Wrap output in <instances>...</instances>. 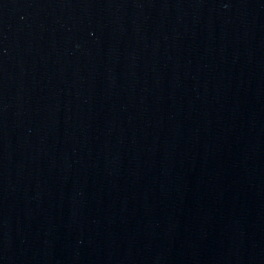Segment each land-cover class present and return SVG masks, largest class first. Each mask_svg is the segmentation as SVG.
<instances>
[{"label": "water", "instance_id": "obj_1", "mask_svg": "<svg viewBox=\"0 0 264 264\" xmlns=\"http://www.w3.org/2000/svg\"><path fill=\"white\" fill-rule=\"evenodd\" d=\"M0 264H264V0H0Z\"/></svg>", "mask_w": 264, "mask_h": 264}]
</instances>
